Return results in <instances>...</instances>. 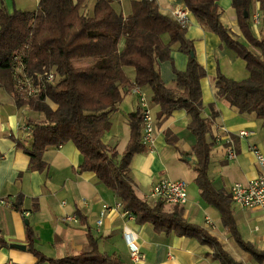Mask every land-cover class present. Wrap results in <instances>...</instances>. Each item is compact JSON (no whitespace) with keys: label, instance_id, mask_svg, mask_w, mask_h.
Instances as JSON below:
<instances>
[{"label":"crops","instance_id":"0c3cea01","mask_svg":"<svg viewBox=\"0 0 264 264\" xmlns=\"http://www.w3.org/2000/svg\"><path fill=\"white\" fill-rule=\"evenodd\" d=\"M85 0L83 10L93 14L94 5ZM162 13L169 15L176 6H186L183 0H157ZM12 12L15 9L33 11L39 0H0ZM128 3V4H127ZM221 20L250 49L261 54L260 47L247 41L241 31L232 0H219ZM112 5L125 17L131 13V0H113ZM130 5L129 11L127 6ZM259 15L256 22L255 17ZM250 20L257 38L264 39V11L258 0H251ZM186 37L194 42L196 59L207 74L200 80L204 116L210 118L207 138L212 144L208 174L216 190L230 194L235 182H248L260 172V165L252 151L264 153V126L255 113H241L215 96L218 70L234 80L249 77L246 61L228 47L220 36L200 25L190 11ZM165 40L169 41L168 35ZM124 42L121 43L122 48ZM171 60L159 62L161 76L169 88L176 87L174 68L184 71L189 56L174 44ZM97 58L76 61V66H91ZM131 77L133 69L128 68ZM131 88L110 118V127L103 136L108 147L118 151V159L130 139L129 120L141 110L144 96L155 120V142L132 160L130 176L139 197L147 199L152 186L162 179H181L187 183L189 200L185 205H165L167 211L180 209L183 217L204 227L217 237L231 256L242 264H264L242 250L224 226L217 207L201 194L194 164L193 147L196 136L188 129L191 121L185 109H177L168 118H159L160 106L152 101L149 85ZM51 108L57 105L48 100ZM215 104L218 115L211 117L210 105ZM42 112L27 105L18 107L13 95L0 84V264H38V256L30 249L28 228L33 231L34 247L48 258L61 259L76 255L89 247V230L98 238L102 252L115 255L121 264H134L130 256L126 234L132 233L147 264H221L213 257L207 244L193 237L156 233L149 223L140 224L117 207L120 201L114 192L101 183L94 171H80L82 154L73 141L60 146H48L42 160L46 168L31 169L30 156L18 142L31 148L34 142L29 132L30 122L42 123ZM246 130L247 136L239 132ZM169 138L175 143L168 141ZM228 138L237 156L227 158ZM185 157V158H184ZM232 211L242 237L264 250V209L235 205ZM74 217L75 219H68ZM212 220V224L207 222ZM102 223L99 225L98 221ZM39 264H50L49 260ZM69 264V263H63Z\"/></svg>","mask_w":264,"mask_h":264},{"label":"trees","instance_id":"16d2710c","mask_svg":"<svg viewBox=\"0 0 264 264\" xmlns=\"http://www.w3.org/2000/svg\"><path fill=\"white\" fill-rule=\"evenodd\" d=\"M85 0H39L33 11L15 9L9 12L0 4V84L14 97L18 107L27 105L45 115V122H30L34 142L27 148L31 169L44 170L42 154L48 146L73 141L82 154L80 171H94L99 181L110 188L140 224L149 223L153 230L167 236L193 237L213 250L221 264H242L225 249L222 242L199 224L183 217L180 209H165L160 201L138 196L130 176L133 157L146 151L142 142L143 112L129 120L130 139L118 159V151L103 142L110 118L129 89L149 85L152 101L160 106L159 118L185 109L191 117L188 129L196 136L193 147L197 182L204 199L218 208L224 226L238 246L254 259L264 263V250L246 241L237 226L231 195L216 190L208 174L212 144L207 138L211 120L204 116L200 80L206 69L198 62L194 42L186 37L187 27L161 12L157 0H131V13L125 17L112 5L113 0H97L93 14L83 10ZM201 26L217 33L221 40L246 61L249 77L234 80L218 70L215 96L241 113H255L264 126V39L257 38L250 20L251 0H232L241 31L247 41L260 47L261 54L224 26L219 0H183ZM264 11V0H258ZM245 11L248 15H245ZM168 35L169 41L165 40ZM124 42L121 48V43ZM174 44L189 56L186 70L174 68L176 87L164 82L159 62L171 60ZM21 54L26 71L32 74L43 67L56 68L59 80L46 84L38 95L27 96L13 80L15 54ZM97 58L91 66L75 62ZM128 68L133 69L131 77ZM48 100L57 107L51 108ZM211 117L218 111L211 104ZM167 137L170 143H175ZM185 158V157H184ZM30 249L37 263L50 264H121L118 257L99 249L98 238L89 230V247L61 259L48 258L33 245V231L28 228Z\"/></svg>","mask_w":264,"mask_h":264},{"label":"built area","instance_id":"2783aa9c","mask_svg":"<svg viewBox=\"0 0 264 264\" xmlns=\"http://www.w3.org/2000/svg\"><path fill=\"white\" fill-rule=\"evenodd\" d=\"M170 16L182 27H187L190 19V11L186 6H176L171 10ZM259 15L255 17L256 22ZM13 80L16 85L23 89L27 96L38 95L46 84H55L59 80V74L56 68L43 67L41 71L29 74L26 71V62L19 53L13 57L12 66ZM137 88V87H136ZM135 88V89H136ZM141 111L143 112L142 124V142L145 146L151 147L155 142V120L148 107L144 96L141 97ZM241 136L249 134L246 130L239 132ZM227 158L233 160L237 153L230 138H228ZM256 160L260 165L259 174L248 182H235L230 189L231 200L235 205L248 208L264 209V153L257 147L252 149ZM149 197L156 201L164 203V205H185L189 200L187 183L184 180L162 179L155 183L149 193ZM118 208L124 211V214L134 218V215L123 209L122 203L117 204ZM68 219H75L68 217ZM207 222L212 224V220L207 218ZM101 220L98 221L100 225ZM126 239L130 247V256L134 264H147L146 254L141 250L132 233L126 234Z\"/></svg>","mask_w":264,"mask_h":264},{"label":"rangeland","instance_id":"374dc122","mask_svg":"<svg viewBox=\"0 0 264 264\" xmlns=\"http://www.w3.org/2000/svg\"><path fill=\"white\" fill-rule=\"evenodd\" d=\"M94 1H95V0H90V5H93ZM127 4H128V3H127ZM127 8H128L127 11H129L130 5L127 6Z\"/></svg>","mask_w":264,"mask_h":264},{"label":"water","instance_id":"95a60500","mask_svg":"<svg viewBox=\"0 0 264 264\" xmlns=\"http://www.w3.org/2000/svg\"><path fill=\"white\" fill-rule=\"evenodd\" d=\"M245 15H248V12L247 11H245Z\"/></svg>","mask_w":264,"mask_h":264}]
</instances>
